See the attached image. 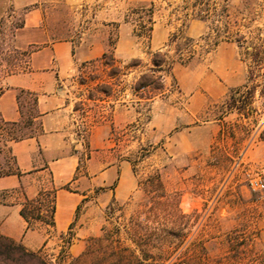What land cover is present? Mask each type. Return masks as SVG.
<instances>
[{
  "label": "rangeland",
  "instance_id": "obj_1",
  "mask_svg": "<svg viewBox=\"0 0 264 264\" xmlns=\"http://www.w3.org/2000/svg\"><path fill=\"white\" fill-rule=\"evenodd\" d=\"M151 3L154 23L147 42L134 35L137 16L133 12ZM180 3L181 0H0V86L12 65L16 70L26 66V49L16 48L14 40L18 28L32 13L37 25L25 36L40 41L32 48L41 41L69 40L89 53L112 51L123 65L132 59L131 52L149 65L146 52L166 50L170 34L181 27L182 15L174 12ZM229 5L232 29L245 33L248 42L240 47L236 41L227 40L211 47L205 40L207 23L188 21L182 27L188 37L196 40L197 47L208 51L188 65L176 62V82L166 78L165 97L157 98L151 111L143 105L138 122L113 132L114 140L123 132L117 149L135 163L137 189L125 201L92 208L86 229L79 233L72 226V234L62 236L60 248L56 237L48 246L33 251L48 264H196L197 260L202 264H241L252 254L264 264V191H251L244 181V170L264 167V98L258 96L257 89L249 107L258 112L247 118L227 111L222 104L231 88L246 82L250 66L256 81L264 72V62L256 67L244 48L248 45L250 49L251 42L264 49V0H230ZM90 60L81 63L82 71L76 76V81L83 84L78 90L82 97L90 91L89 76H102L88 64ZM191 98L199 105L194 115L190 113ZM23 99L24 110H30L31 96L23 95ZM75 107L80 117L90 106L82 98ZM170 108L174 109L173 132L183 126L193 127L187 139L192 148L178 158L171 157L166 149L169 139L158 130L171 117ZM1 128L0 149L4 150L7 134L4 126ZM86 155L88 150L82 153L80 166ZM7 158V152L1 151L0 163ZM180 159L192 166L178 165ZM154 173L160 175L161 186L146 180ZM162 190L166 195L160 197ZM230 232L239 237L241 244L228 252L226 234ZM132 237L146 248L147 256ZM0 264L18 263L0 259Z\"/></svg>",
  "mask_w": 264,
  "mask_h": 264
},
{
  "label": "crops",
  "instance_id": "obj_2",
  "mask_svg": "<svg viewBox=\"0 0 264 264\" xmlns=\"http://www.w3.org/2000/svg\"><path fill=\"white\" fill-rule=\"evenodd\" d=\"M227 2L229 4L230 0ZM191 22L204 23L197 19ZM36 25L35 14L28 15L15 36L16 48L28 49L40 42L25 36L26 31ZM105 51L89 53L69 40L41 41V45L30 53L26 66L2 78L0 118L5 122L20 120L17 95L25 91L36 97L34 112L40 125V132L35 136L6 140L5 149H0L15 158L19 171V174L0 176V234L26 250L35 251L48 246L56 237L57 248H60L62 236L67 232L72 234V226L79 233L86 229L92 208L125 201L138 187L135 163L117 149L123 132L116 140L112 138L113 132L138 122L143 105L151 111L156 99L165 97L166 78L173 77L176 82L175 63L172 76L166 74L163 77V91L150 99H140L133 84L146 69L142 70V66L124 68L113 52L121 72L110 78L103 67L93 66L102 76L98 80H88L89 93L85 97L79 96L78 90L83 84L76 81V76L82 71L81 63L98 58ZM130 57L139 58L133 52ZM101 84H107L104 87L107 93L102 91ZM82 98L90 107L84 116L79 117L75 103ZM190 100V113L194 115L199 111V105L193 102V98ZM173 110L170 108L171 117L165 119L158 130L169 139L166 149L171 157L178 158L192 148L187 139L191 137L193 127L183 126L173 132ZM87 150L84 165L80 166L81 155ZM177 162L187 168L192 166L182 159ZM41 190L54 191V224L36 223L35 228L28 229L19 210L26 198L37 197ZM69 250L72 251V243Z\"/></svg>",
  "mask_w": 264,
  "mask_h": 264
},
{
  "label": "trees",
  "instance_id": "obj_3",
  "mask_svg": "<svg viewBox=\"0 0 264 264\" xmlns=\"http://www.w3.org/2000/svg\"><path fill=\"white\" fill-rule=\"evenodd\" d=\"M153 3L147 8L141 7L136 9L133 13L136 14L134 35L137 39H145L147 42L151 39L153 30ZM174 12H179L182 15L181 27L170 34L166 50H148L146 53L149 57V65H144L142 59L132 58L124 65L127 67L147 66L146 70L142 71L133 84V89L140 99H150L164 89L163 77L164 75H171V70L174 63L179 62L183 65H188L191 61L201 55L202 52L208 51L198 45L196 40L188 37L182 27L186 26L188 21L193 19L201 20L207 23L208 32L205 35V40H208L211 47L217 46L222 41L234 40L240 47H243L248 41L245 33H239L237 30L232 29V24L229 19V4L227 0H181L180 5L174 8ZM172 14H175V13ZM238 24L237 21H234ZM248 49V45L244 48L250 55L252 62L256 67H261L264 62V49L262 45L253 46ZM34 48L26 49L24 55L28 58ZM172 50V54L169 51ZM90 66H101L106 71L107 76L110 78L120 73L122 69L117 67L113 52L106 50L98 58L92 59L88 63ZM255 67V68H256ZM16 71L15 65H12L7 70V73ZM259 81H256L253 76V67L247 70L246 82L243 85L233 87L229 90L224 100L223 105L227 111H235L240 116L247 118L251 113H257L256 108L249 107L254 101L256 90L259 97L264 98V72L260 75ZM173 81L174 78L172 77ZM88 80H98L97 75H90ZM83 83V80H80ZM251 83V85H249ZM104 85V86H103ZM101 84L102 91L107 93L106 85ZM2 87L0 86V93ZM23 95L31 96L30 110H24ZM91 96V94H89ZM18 108L20 111V120L13 122H5L0 118V132L4 126V131L7 134V141H17L26 137L35 136L40 132V125L35 119L36 114L34 106L36 97L33 93L21 91L17 95ZM264 112V110H262ZM27 113V114H26ZM28 130V131H27ZM135 171V169H134ZM7 174H19L15 158L8 156V158L0 163V176ZM157 186H161V179L158 173L148 175L147 179ZM162 190L159 194L160 197L165 196ZM19 214L27 223L28 229L35 228L36 223H44L52 226L54 224V191L41 190L37 197L33 199H25L19 210ZM228 243V252L238 248L241 244L238 242L239 237H233L231 232L226 234ZM134 243L138 246L140 252L147 256L146 248L138 243L132 237ZM203 250H206L204 247ZM0 259L4 262H13L18 264H48L37 252L28 251L19 243H15L7 236L0 234ZM196 264H202L200 260L195 261ZM220 264V263H219ZM235 264H240L235 261ZM241 264H262L256 254H252L248 261Z\"/></svg>",
  "mask_w": 264,
  "mask_h": 264
},
{
  "label": "built area",
  "instance_id": "obj_4",
  "mask_svg": "<svg viewBox=\"0 0 264 264\" xmlns=\"http://www.w3.org/2000/svg\"><path fill=\"white\" fill-rule=\"evenodd\" d=\"M244 181L247 187L254 192L264 191V167L257 170H244Z\"/></svg>",
  "mask_w": 264,
  "mask_h": 264
}]
</instances>
